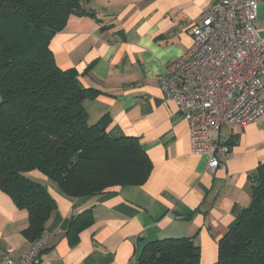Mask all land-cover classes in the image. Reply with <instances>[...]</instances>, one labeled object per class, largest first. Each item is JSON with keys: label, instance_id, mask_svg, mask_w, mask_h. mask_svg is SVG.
Instances as JSON below:
<instances>
[{"label": "crops", "instance_id": "crops-1", "mask_svg": "<svg viewBox=\"0 0 264 264\" xmlns=\"http://www.w3.org/2000/svg\"><path fill=\"white\" fill-rule=\"evenodd\" d=\"M213 0H90L95 17L71 15L49 43L57 65L74 67L84 87L97 90L83 104L91 122L106 115L107 132L138 137L151 160L147 180L105 192L67 197L38 171L55 210L39 264H137L149 240L191 237L199 264H217L218 240L250 202L248 174L264 161V114L232 127L229 149L210 170L192 152L188 123L156 80L192 44V26ZM256 25L264 37V0ZM90 209L91 223L71 243V216ZM27 212L0 190V259H19L33 240L23 233Z\"/></svg>", "mask_w": 264, "mask_h": 264}, {"label": "trees", "instance_id": "trees-1", "mask_svg": "<svg viewBox=\"0 0 264 264\" xmlns=\"http://www.w3.org/2000/svg\"><path fill=\"white\" fill-rule=\"evenodd\" d=\"M90 0H0V190L27 212L23 233L34 240L55 210L38 171L67 197L92 196L113 186L143 184L152 169L138 137L107 132L109 117L89 120L83 104L97 90L84 87L74 67L57 65L52 36L71 15L95 13ZM250 202L219 238L217 264H264V161L248 174ZM91 223L90 209L74 212L71 243ZM191 237L144 243L137 264H199Z\"/></svg>", "mask_w": 264, "mask_h": 264}, {"label": "built area", "instance_id": "built-area-1", "mask_svg": "<svg viewBox=\"0 0 264 264\" xmlns=\"http://www.w3.org/2000/svg\"><path fill=\"white\" fill-rule=\"evenodd\" d=\"M259 0H213L192 26V44L169 61L156 80L188 123L190 149L221 166L234 126L264 114V37L256 25ZM49 239L43 232L19 259L0 264H39Z\"/></svg>", "mask_w": 264, "mask_h": 264}]
</instances>
